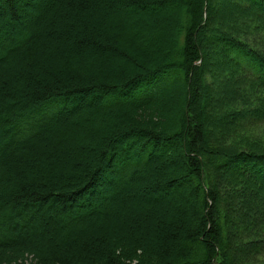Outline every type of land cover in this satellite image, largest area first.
<instances>
[{
    "label": "trees",
    "instance_id": "trees-1",
    "mask_svg": "<svg viewBox=\"0 0 264 264\" xmlns=\"http://www.w3.org/2000/svg\"><path fill=\"white\" fill-rule=\"evenodd\" d=\"M262 191L264 0H0V264H264Z\"/></svg>",
    "mask_w": 264,
    "mask_h": 264
},
{
    "label": "rangeland",
    "instance_id": "rangeland-1",
    "mask_svg": "<svg viewBox=\"0 0 264 264\" xmlns=\"http://www.w3.org/2000/svg\"><path fill=\"white\" fill-rule=\"evenodd\" d=\"M152 13H148V14H145L146 16L148 15H151ZM143 19H145V20H148V18L146 19V18H144L143 17ZM263 192V191H262ZM262 194V196L261 195H259L258 197L260 198V200L261 199H264V192L263 193H261ZM149 198L150 199H152L153 200V198H154V200L156 199L157 201H160L159 203H161L162 201H165V202H169V204L171 203V198H172V193H169V191H167V192H164V191H162V192H160V193H156L155 195H150L149 196ZM144 199H147V198H144ZM255 199V198H254ZM253 199V200H254ZM257 202V200H254L253 201V204L254 203H256ZM49 216H50V214H49ZM30 262V258L29 259H27V263H29Z\"/></svg>",
    "mask_w": 264,
    "mask_h": 264
}]
</instances>
